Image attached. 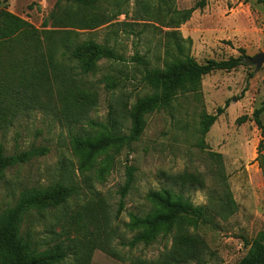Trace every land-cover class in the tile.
I'll use <instances>...</instances> for the list:
<instances>
[{
  "label": "rangeland",
  "instance_id": "1",
  "mask_svg": "<svg viewBox=\"0 0 264 264\" xmlns=\"http://www.w3.org/2000/svg\"><path fill=\"white\" fill-rule=\"evenodd\" d=\"M199 1L100 0L79 11L56 6V0H0V10L38 33L42 53L52 59L41 65L49 76L48 94L0 134L7 154L31 145L47 150L45 156L1 175L0 214L24 191L55 184L77 187L61 207L23 219L21 233L38 253L67 250L59 264H239L247 244L264 233V112L261 127L254 122V113L264 104V64L257 70L248 63L264 54V38L208 37L220 29L228 33L215 20L234 12H250L264 23V4L205 0V7L186 19ZM69 13L85 18L81 28L59 23ZM71 32L122 59L100 60L92 74L75 77L78 71L62 48ZM187 39L197 64L238 58V49L245 51V59L234 71L215 72L199 86L183 88L169 109L145 115L135 144L108 149L89 161L75 156L69 147L72 136L94 138L112 129L129 134L132 108L149 95L141 83L143 67L136 61L144 60L149 70L165 71L178 58L177 46H186ZM53 73L63 74L65 81L79 80L85 89L90 107L84 120L62 111ZM227 102L228 108L203 136L206 118ZM163 191L203 208V219L197 225L179 222L170 234L161 230L151 246L130 251L126 244L133 234L125 227L129 214L163 213L146 201L148 193ZM179 258L182 263H174Z\"/></svg>",
  "mask_w": 264,
  "mask_h": 264
},
{
  "label": "trees",
  "instance_id": "2",
  "mask_svg": "<svg viewBox=\"0 0 264 264\" xmlns=\"http://www.w3.org/2000/svg\"><path fill=\"white\" fill-rule=\"evenodd\" d=\"M254 1L257 5L264 4V0ZM98 2L100 0H56V6L64 5L65 8L73 7L80 11L91 8ZM204 7L205 0H200L187 12L186 19L192 12L202 10ZM64 17L66 18L60 19L59 23L70 28L78 29L85 23V18L79 15L69 13ZM66 36L62 48L67 59L75 65V71H78L75 77L92 74L96 63L100 60L122 59L113 50L99 46L89 39L79 40L80 36L76 33L71 32ZM183 43L186 46L180 44L177 46L178 58L165 71L149 70L144 60L136 61L143 67L141 83L149 90V95L132 108L129 115V134L122 135L112 129L94 138L87 135L84 139L72 136L69 147L75 156L84 155L85 161H89L108 149H119L135 144L141 136V119L145 115L169 109L177 93L183 88L197 87L204 77L215 72L234 71L242 66V61L245 59V51L238 49L240 55L238 58L220 62L208 61L200 65L190 55L191 41L187 39ZM227 45L231 46V43ZM40 48L38 33L29 24L5 10H0V134L11 128L27 111L36 107L42 94L47 95L49 92V76L41 65L46 66L52 59L49 54L42 53ZM51 75L58 76L55 73ZM54 82L57 84V95L60 98L62 111L73 112L75 119L84 120L90 103L87 101L85 89L79 86V80L65 81L63 74L60 73ZM227 108L228 102L223 108L217 109L215 115L206 118L203 124V136ZM263 112L264 104L254 113V122L258 127H261L259 116ZM46 153V149L31 145L25 151L10 155L0 143V181L1 175L8 168L29 163L35 158L45 156ZM259 158L262 160L261 156ZM76 193L75 185L59 184L43 191L22 192L16 204L0 214V264H59L66 259L67 250L60 248L38 253L28 244V238L21 233V226L28 214L57 209ZM146 201L151 207L160 208L163 213L155 216L147 214L142 217L129 214V224L125 227L133 234L126 244L130 251L151 246L161 230L170 234L177 223L186 221L197 225L204 217L203 208L194 207L182 197L173 196L167 191L150 192L146 196ZM247 245L248 252L239 264H264V233H259ZM182 259L179 258L174 263Z\"/></svg>",
  "mask_w": 264,
  "mask_h": 264
},
{
  "label": "crops",
  "instance_id": "3",
  "mask_svg": "<svg viewBox=\"0 0 264 264\" xmlns=\"http://www.w3.org/2000/svg\"><path fill=\"white\" fill-rule=\"evenodd\" d=\"M215 22L219 26L229 28V32L226 33L225 30H218V32H213L208 37H213L217 39H229L232 41H238L241 36L247 34L249 37L254 36L258 38H264V23L258 19V16L253 17L250 12H234V14L229 16L228 19H221L218 17ZM232 45V44H231Z\"/></svg>",
  "mask_w": 264,
  "mask_h": 264
},
{
  "label": "water",
  "instance_id": "4",
  "mask_svg": "<svg viewBox=\"0 0 264 264\" xmlns=\"http://www.w3.org/2000/svg\"><path fill=\"white\" fill-rule=\"evenodd\" d=\"M248 63L251 66H255L257 70H259L264 64V54H259L251 59H248Z\"/></svg>",
  "mask_w": 264,
  "mask_h": 264
}]
</instances>
